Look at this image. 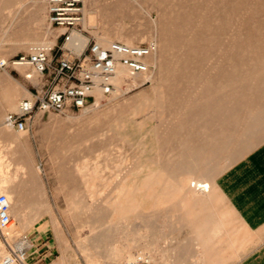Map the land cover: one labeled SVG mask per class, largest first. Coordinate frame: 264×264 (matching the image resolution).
<instances>
[{"label": "rangeland", "instance_id": "1", "mask_svg": "<svg viewBox=\"0 0 264 264\" xmlns=\"http://www.w3.org/2000/svg\"><path fill=\"white\" fill-rule=\"evenodd\" d=\"M83 2L84 27L93 38L103 44L129 38L132 45L153 40L157 65L147 60L148 73L129 75L114 94L95 97L85 108L37 113L24 132L0 131V180L10 181L0 183V193L9 198L25 165L40 172L38 217L23 230L12 217L10 232L27 236L28 260L39 254L45 264H61L59 245L67 248L68 264H125L142 254L156 264L154 258L177 250L190 235V204L200 193L212 194L233 219L216 199L214 183L264 141V0ZM60 32L48 25L46 0H0V60L45 38L55 43ZM23 69L32 79L19 68H0V130L16 110L1 106L12 88L26 92L14 100L17 106L42 84ZM196 149L205 161H182L185 150ZM184 164L198 170L186 175L179 169ZM95 236L99 263L83 248ZM10 258L20 264L13 253Z\"/></svg>", "mask_w": 264, "mask_h": 264}, {"label": "built area", "instance_id": "2", "mask_svg": "<svg viewBox=\"0 0 264 264\" xmlns=\"http://www.w3.org/2000/svg\"><path fill=\"white\" fill-rule=\"evenodd\" d=\"M46 5L48 25L61 30L56 42L0 60V68H28L42 83L5 117V123L19 132L28 130L37 113L80 110L94 101L96 92L115 93L119 69L125 68L130 75L148 73L147 58L157 50L153 40L139 45L119 41L101 44L84 27L83 0H46ZM25 77L32 79L30 73ZM11 223L9 201L0 193V232L9 231ZM38 255L28 260L27 250L22 258L25 264H45V258H36ZM125 264L152 263L139 255L137 261Z\"/></svg>", "mask_w": 264, "mask_h": 264}, {"label": "crops", "instance_id": "3", "mask_svg": "<svg viewBox=\"0 0 264 264\" xmlns=\"http://www.w3.org/2000/svg\"><path fill=\"white\" fill-rule=\"evenodd\" d=\"M214 189L233 219L212 194L200 193L190 204V235L163 256L174 264H264V141L221 172Z\"/></svg>", "mask_w": 264, "mask_h": 264}, {"label": "bare ground", "instance_id": "4", "mask_svg": "<svg viewBox=\"0 0 264 264\" xmlns=\"http://www.w3.org/2000/svg\"><path fill=\"white\" fill-rule=\"evenodd\" d=\"M32 2L34 3V4H36L37 2H38V0H32ZM39 2H40V0H39ZM42 2V1H41ZM36 8V7H35ZM37 9V8H36ZM86 21V20H85ZM85 21H84V24H85ZM117 40L118 41H120V42H123V43H125V44H128V45H132L133 44V42H132V40L131 39H129V38H122V37H117ZM100 43L101 44H103V42H101L100 41ZM109 43V42H108ZM54 43H53V40H47L46 38H45V40H42V41H40V42H38V44L37 45H33V46H31L30 47V49H32L33 47H37V46H43V47H49V46H52ZM29 49V50H30ZM156 55H157V53L155 52V53H153L152 55H150L148 58H147V60H149L150 61V59H151V64H154L155 66L157 65V60H156ZM2 60H5V59H2ZM150 63V62H149ZM159 65V64H158ZM19 69H21V71L22 72H24V69L23 68H19ZM24 74L26 75V74H28V73H26V72H24ZM146 74V73H145ZM30 75H31V77H33V75L30 73ZM130 74L127 72V70L125 69V68H120L119 69V71H118V75H117V78L115 79V83H116V86H117V90H119L120 89V87L122 86V84H124L125 83V80L128 78V77H130L131 78V76H129ZM136 75H139V74H136ZM135 75V76H136ZM146 77V76H145ZM153 77V76H152ZM151 77V78H152ZM133 78V77H132ZM142 79V78H141ZM144 79V78H143ZM133 81H135V80H133ZM141 81V80H140ZM133 83V82H132ZM122 89V88H121ZM116 90V91H117ZM114 94V93H113ZM26 95V92H24L22 89H19L17 86L15 87H13L12 88V91L9 93V95H8V97H7V99H6V101L5 102H2L1 103V106L2 107H4V108H6V109H9V110H17V107H18V104H17V106H15V104H14V100L17 98V97H19V96H25ZM29 96V95H28ZM103 96V95H102ZM95 97H96V102H98L99 101V99H100V97H101V94L99 93V92H96L95 93ZM19 103V102H18ZM264 106V105H263ZM261 109V108H260ZM15 110V111H16ZM5 111V110H4ZM259 112H260V110H258ZM262 111V110H261ZM264 111V110H263ZM258 114H260V113H258ZM257 114V115H258ZM255 115V114H254ZM264 115V114H263ZM261 116V117H264V116ZM252 116V115H251ZM250 117V116H249ZM254 118V117H253ZM5 119V118H4ZM250 119V118H249ZM248 120V119H247ZM251 120V119H250ZM254 120H256V119H254ZM257 120H261V119H257ZM219 122V121H218ZM226 122H228V121H226ZM225 121L224 122H222L223 124L224 123H226ZM251 122V121H250ZM255 122V121H254ZM4 123H5V120H4ZM217 123V122H216ZM245 123V122H244ZM243 123V124H244ZM249 123V122H248ZM251 123H253V122H251ZM257 123V122H256ZM6 124V123H5ZM219 124H220V122H219ZM228 125H230L229 123H228ZM233 125H234V123H233ZM246 125V124H245ZM250 125V124H249ZM261 124H259V126H260ZM220 126V128H221V124L219 125ZM231 126V125H230ZM218 127V125L215 127V129ZM222 127L223 128H221V129H224V128H226L227 129V127H225L224 125H222ZM242 127V126H241ZM251 127H253V125L251 124ZM219 128V127H218ZM233 128H235V129H237L236 127H233ZM242 128H245V127H242ZM250 128V127H249ZM11 129H13L12 127H10L9 125H7L6 124V128L5 129H1L0 131L1 132H3V133H8ZM225 129V130H226ZM239 129H240V127H239ZM247 129V128H246ZM256 129V128H255ZM218 130V129H217ZM229 130H230V127H229ZM228 130V131H229ZM248 130V129H247ZM233 130H230L229 132H232ZM11 132V131H10ZM220 132V131H219ZM226 132V131H225ZM224 132V133H225ZM229 132H228V134H229ZM237 132V131H236ZM236 132H234V134L236 133ZM240 132V131H239ZM255 132H257V130L255 131ZM254 132V133H255ZM264 132V131H263ZM227 133V132H226ZM9 134V133H8ZM225 136H226V134H225ZM231 136H232V134H231ZM256 136H258V135H256ZM256 136H255V138H256ZM218 137V136H217ZM217 137H216V139H217ZM221 137V136H220ZM219 137V139H222V137L220 138ZM235 137H236V135H235ZM229 138V137H228ZM228 138L226 137L224 140H228ZM233 138H234V135H233ZM254 138V139H255ZM211 139V138H210ZM231 139V138H230ZM235 139V138H234ZM237 139V138H236ZM208 142V141H207ZM218 142V141H217ZM216 142V143H217ZM232 142V141H231ZM205 143V142H204ZM211 143H212V141H211ZM215 143V144H216ZM219 144H221L222 142L219 140V142H218ZM224 143H225V141H224ZM251 143V142H250ZM250 143H248V144H250ZM236 144V143H235ZM190 145V144H189ZM201 145H202V143H201ZM204 145V144H203ZM202 145V147H204ZM191 147H192V145H190ZM198 146H200L199 145V143H198ZM211 146V145H210ZM213 146V145H212ZM216 146L218 147V145L216 144ZM216 146H214L215 148H212V150L211 151H213V149H215L216 150ZM196 147V146H195ZM201 147V146H200ZM201 147V148H202ZM194 148V147H193ZM240 148V147H239ZM184 149H186V148H184ZM195 149V148H194ZM197 149H198V147H197ZM196 149V150H197ZM242 149V148H241ZM191 150V149H190ZM201 149H199V150H197V151H195L194 150V152H192V153H188V150H185V151H187V153L185 152L184 154H186V155H182V161H191V162H193V163H197V162H199L200 163V161H205V159H207V158H204V156H202V153H201V151H200ZM192 151V150H191ZM206 151H208V150H206ZM240 150H238V152H239ZM218 152V151H217ZM207 153H209V151L207 152ZM183 154V153H182ZM189 154V155H188ZM223 154H224V152H223ZM206 155V154H205ZM224 156V155H223ZM207 157V156H206ZM216 158H217V156H215ZM174 158V157H173ZM215 158V159H216ZM171 159H172V157H171ZM171 159H167V162L166 163H168V161L171 163ZM214 159V158H213ZM222 159V158H221ZM173 161V163L174 162H176V160L174 161V160H172ZM173 163H171L172 165H173ZM220 163H221V161H218V162H215L214 164H213V168H212V172H210V173H213V171L214 170H216L218 167H219V165H220ZM32 165V164H31ZM188 164H184V165H182L181 166V168L179 167V169H180V171L182 172V173H184V174H186V175H188V174H190L193 170H194V167L193 166H187ZM195 165V164H194ZM167 167V166H166ZM173 167V166H172ZM195 167H196V165H195ZM201 167V166H200ZM170 168H171V165H170ZM171 169H174V168H171ZM197 170H198V167L196 168ZM24 170H25V172H23V174H22V176H21V179H19L18 181H15L9 188L12 190V193H11V195H8V201H9V204H10V215H11V217H17V219H18V224H19V228L21 229V230H23L25 227H26V225H28L29 223H31V222H34L36 219H37V217H38V213H39V209L41 208V206H42V203H39V200H37V199H35L37 196H36V194H38V192H39V185H38V183H39V177H40V172H39V168L36 166H29V164H27V165H25L24 166ZM167 170H169V167H168V169ZM197 170H195V171H193V173L195 172L196 173V171ZM175 171V170H174ZM179 171V170H178ZM168 172V171H167ZM170 172H172L173 173V171H170ZM169 172V173H170ZM175 172H177V171H175ZM25 174V175H24ZM174 174V173H173ZM173 174H171V175H173ZM170 175V174H169ZM195 175V174H194ZM194 175L192 176V177H194ZM174 176H176V173H175V175ZM183 177H185V176H182L181 178H183ZM177 178H179L180 179V176L179 177H177ZM178 179V180H179ZM181 180V179H180ZM179 180V181H180ZM8 178H3V179H1L0 180V183L1 184H4L5 186L8 184ZM10 182V181H9ZM202 191H204L203 189H202ZM28 206L30 207L31 206V208L30 209H28ZM113 211V210H112ZM112 217V216H111ZM52 219H53V216H52ZM100 219V218H99ZM56 221H54V223H55ZM13 223V222H12ZM12 223H11V226H12ZM55 228V230L57 229L56 228V226L54 227ZM11 229V228H10ZM10 229H9V231H7V232H0V236H1V238L4 240V241H1V239H0V264H13L12 263V261H11V258H10V253H13V256H14V258H15V260L16 261H18L20 264H25V260L22 258V254L23 253H25L27 250H28V248H30L31 246H32V243L29 241V239H28V237L27 236H25L24 234H22V233H20V231H17V232H15V233H13V234H11V232H10ZM55 234H56V237H57V239L59 238V230H56L55 231ZM96 237V236H95ZM91 237V239L89 240V241H87L86 243H84L83 244V248L85 249V251H86V253L91 257V259H92V262H98L99 263V255H100V248L102 247L101 246V244H100V241H98V238L100 239V237L98 236V237ZM97 239V240H96ZM94 240H95V242H97L96 243V246H94ZM59 248H60V250H61V254H62V257L60 258V262H61V264H68V263H66L67 262V260L65 261V259H66V251H67V248H62L60 245H59ZM95 250L94 251V253L92 252V250ZM103 251V250H102ZM141 258H146V259H148L150 262H151V260L148 258V256H146V255H144V254H142L141 255ZM138 260V256H136V258H135V261H137ZM134 261V262H135ZM127 263H130V262H127ZM152 263V262H151ZM156 264H174L173 262H170L169 261V258L168 257H165V256H163V257H159L157 260H156Z\"/></svg>", "mask_w": 264, "mask_h": 264}]
</instances>
